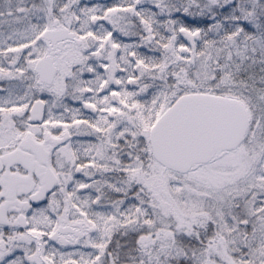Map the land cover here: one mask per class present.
<instances>
[{"label":"snow or ice","instance_id":"6c2138e0","mask_svg":"<svg viewBox=\"0 0 264 264\" xmlns=\"http://www.w3.org/2000/svg\"><path fill=\"white\" fill-rule=\"evenodd\" d=\"M0 264H264V0H0Z\"/></svg>","mask_w":264,"mask_h":264}]
</instances>
